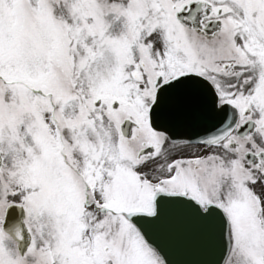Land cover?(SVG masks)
Segmentation results:
<instances>
[{"label":"rangeland","instance_id":"374dc122","mask_svg":"<svg viewBox=\"0 0 264 264\" xmlns=\"http://www.w3.org/2000/svg\"><path fill=\"white\" fill-rule=\"evenodd\" d=\"M184 1L0 0V148L4 157L0 224L9 202L24 203L33 233L25 264H30L31 252L38 247L45 253L43 264H67V231L83 224L101 226V264H163L117 211H151L156 191L193 193L194 165L180 163L179 158L200 151L196 147L167 149L165 142L159 152L137 158L139 139L121 138L119 124L129 113L138 121L141 117V127L149 131L147 106L153 94L155 72L150 65L154 60L162 65L166 79L188 66L196 68L198 56L202 61L212 55L221 59L235 45L229 37L226 42L224 38L209 41L187 31L181 49L178 35L170 30L176 28V22H164L158 7ZM211 1L224 5L226 14L232 11L234 20L230 24L225 21L224 29L237 31V44L250 41V49L264 53V0ZM244 5L257 6V23L243 13ZM235 20L246 27L236 29ZM134 40L136 51L131 54ZM142 62L145 65L140 68ZM256 68L254 64L250 70ZM136 69L140 72L134 77ZM258 78L257 72L255 81ZM217 80L224 84L225 77L219 74ZM247 91L252 93L253 88ZM96 97L101 98L99 106L93 105ZM113 98L119 102L118 108L111 107ZM139 132L135 129L133 136ZM70 149L87 167L79 172H87L90 180L97 178L101 166V182L89 191L90 200L97 199L113 211L101 212V224L93 217L99 214L84 206L83 184L75 182L73 190L65 184L71 172ZM211 150L227 156L220 145ZM237 160L234 155L231 175L218 171L212 182L214 190L208 194L226 206L233 221L234 245L225 264H264V230L250 233L239 228L247 225L246 216H253L258 206L264 217V192H258V183L249 192L250 181L236 179L242 169L250 170L243 158L241 165ZM258 174L256 171L255 176ZM248 177L254 180L252 175ZM257 196L260 202L254 207ZM243 202L248 208L245 205L241 210ZM75 206L89 213L69 217ZM41 225L47 227L44 232ZM4 240L0 229V257L16 256L15 244Z\"/></svg>","mask_w":264,"mask_h":264},{"label":"flooded vegetation","instance_id":"af4514ba","mask_svg":"<svg viewBox=\"0 0 264 264\" xmlns=\"http://www.w3.org/2000/svg\"><path fill=\"white\" fill-rule=\"evenodd\" d=\"M182 6L183 5L175 4L159 5L158 10H162L164 22L166 21V23L169 25V22H173V15L177 14V12H180ZM228 11L230 10L228 9ZM258 11L259 10L256 5L243 6V13H247L246 16L248 18H256L259 21L260 17L258 15H255V13H257ZM198 14L202 15L199 21V26L196 29H192L191 25L194 22L193 18H196ZM218 20L221 22V28L219 31H213L211 26ZM233 20L234 19L232 17V11L226 14L224 5H210L207 12L206 10H190L188 6H185L184 10L182 11V21L178 20V26L176 25L175 29L170 28L173 33H176L178 35L179 38L177 39V43L181 45V47L182 44L184 45L185 32L190 30H193L194 33L200 38L208 40L224 38L226 42L227 38L229 37L228 39L232 41V43H235V45L230 47V49L226 52L225 55L222 56L221 59L215 55H212L209 56L208 59H206L205 56V59L202 61V59L198 56L194 60L196 68L188 66V70L199 71L205 74L211 81H213V84L215 85V88L219 93V97L222 100L229 101L233 106H235L238 114V123L235 130H233V132L223 141L222 148L227 152L226 157H221L218 153L212 151L211 149L215 147L213 145L195 144V147L198 148L197 150L201 153L199 152L197 153V155L191 154L189 157L188 154L184 155L181 158V160H187L194 163L193 170L196 172L195 174L197 180L195 186V195L193 196L195 198H197L196 195L198 197L208 196L209 189L206 185L208 182L211 183L210 191L213 190L212 182L217 177L218 171H223V175H231L233 173L231 169L234 165V155H236L238 159L236 161V164L241 165V158L245 156V153L247 151H252L254 153H259L262 151L264 152V53L254 49H249L248 44L250 43V41L242 42L243 47L240 44L236 43L235 38L237 31L231 30V28H229V31H225L224 27H226V25H224L223 23L226 21L230 24L233 22ZM234 24L236 26V29L245 28L243 25H241L239 20H235ZM168 35L174 40L173 34L168 32ZM136 45V40H134V45H131V48L134 50L131 51V54L133 51H136ZM220 61H223L224 64L220 68H218V63ZM152 63L153 64H151L150 67L154 70L156 75L162 74L164 71L162 65L157 60H154ZM254 64L255 66H257V68L251 71L250 67H254ZM144 65V62H142L139 67H144ZM254 71L255 73H253ZM139 72L140 71L136 69L134 71V77H137ZM257 72L259 78L257 79V81H255ZM217 74L223 75L225 77L224 84L218 82ZM155 80L153 82V85L155 84ZM249 88H253L252 93H249L247 91ZM125 116L131 118L135 122V129L140 131L135 136H133L132 134V137L128 139H139L141 147L140 149L145 150L150 147L154 152L157 153L165 146V142L167 143L166 148H171L173 150L181 148L182 145H192L188 144L187 142L172 141L165 134L157 132L150 128L149 125V131L147 130V128L144 130L143 127H141V117L140 121H138V119L134 118L129 113H127V115ZM250 121H253L254 131L252 132V134H247L246 136L241 137L238 133L240 126H247L246 124ZM243 130H245V127L242 129V131ZM168 145H170V147H168ZM230 151L234 153L233 156ZM70 152L71 172L69 173L68 178H65L66 180L62 179L60 183H63L65 180V184H67L69 188H71V190H73L74 187H77L75 182L83 184V197L85 203L89 207H96L97 209L95 210V212L100 213L101 215L100 206H97V202H99V200L95 199L94 203L89 202V198L91 197L89 191L94 189L98 185V183L101 182V166L100 168H98L97 178L94 180H90L88 177H86L87 172L86 175L79 172V170L86 169L87 167H83L81 165V163L76 159L75 153L72 149H70ZM203 152L208 153V156L205 155L204 157ZM98 153V158L101 159V146H99ZM244 161L247 168H249L250 170L244 171L242 169L237 173V176H235L236 179L241 181L242 183L250 181L249 185L251 187L247 190L249 192H251V188H253L256 183H258L260 186L258 188V192L260 193L261 190L264 192V178L254 177L256 175V171L260 173L258 175L264 177V163L261 160L257 161L255 164L246 160ZM220 164L223 165L224 170L220 169ZM77 172H79L78 176L75 175V173ZM250 174L254 177V180H248L249 178L247 176ZM201 182H204L205 185L201 184ZM172 192H175V190H173ZM257 200H259L258 196ZM243 208L245 209V205H243ZM259 212L260 210L255 211L254 216L250 220V225H240L239 228L245 231H263L264 217L263 215L260 216ZM87 213L89 212L85 211L84 209L73 210V214L78 217H85ZM38 217L42 218L43 216L42 214H39ZM93 217H97L99 223H101V216ZM230 219L231 217H229V220ZM231 220L230 225L232 229L233 221ZM46 228L47 227L45 225H41L40 230L44 232ZM69 235L70 236L67 243L66 254L67 264H101V226L97 227L84 224L73 226L70 227ZM3 238L8 242L12 241L4 233ZM54 254H56V251L54 252ZM43 255H45V253L42 249H40V247H38L36 250H33L31 252V262L35 264H43ZM14 260L15 258H10L9 256H6L5 258L3 254V262L5 264H9Z\"/></svg>","mask_w":264,"mask_h":264},{"label":"water","instance_id":"95a60500","mask_svg":"<svg viewBox=\"0 0 264 264\" xmlns=\"http://www.w3.org/2000/svg\"><path fill=\"white\" fill-rule=\"evenodd\" d=\"M198 3L199 0H193L189 5ZM216 100L204 78L181 75L158 89L150 114L151 125L172 139L218 141L232 129L236 113L227 104L218 107ZM130 127L127 120L121 125L127 136ZM24 215L22 205L10 204L3 222L21 254L30 242ZM126 217L164 264H223L228 255V220L215 205L209 204L203 210L199 203L183 194L159 192L154 196L153 212L134 211Z\"/></svg>","mask_w":264,"mask_h":264}]
</instances>
